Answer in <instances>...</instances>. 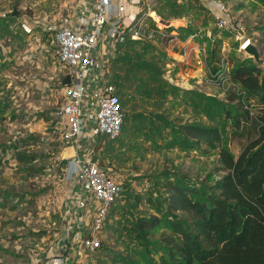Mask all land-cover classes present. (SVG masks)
<instances>
[{
    "label": "rangeland",
    "instance_id": "obj_1",
    "mask_svg": "<svg viewBox=\"0 0 264 264\" xmlns=\"http://www.w3.org/2000/svg\"><path fill=\"white\" fill-rule=\"evenodd\" d=\"M213 2L243 21L244 36L264 60V0H154L150 8L173 24L167 34L213 33L214 49L207 38L199 43L206 69L228 56L237 65L260 66L264 79V63L258 65L239 51L236 37L215 28ZM81 5V0H0V264H164L173 249L163 242L171 236L170 220L186 221L183 213L169 211L166 183L194 188L200 196L193 199L203 201L226 175L219 150L185 140L184 132L192 125L217 127L222 146L238 158L248 143L232 134L231 117L243 109L222 87L198 77L196 67L184 69L178 50L162 37L106 41L126 124L118 140L103 141L101 162L113 170L123 193L100 234L101 248L89 254L83 249L86 227L70 216L78 186L67 172L65 124L55 116L65 87L52 47L54 30L79 19ZM252 103L251 113H259L258 102ZM150 219L159 225L140 229Z\"/></svg>",
    "mask_w": 264,
    "mask_h": 264
},
{
    "label": "built area",
    "instance_id": "obj_2",
    "mask_svg": "<svg viewBox=\"0 0 264 264\" xmlns=\"http://www.w3.org/2000/svg\"><path fill=\"white\" fill-rule=\"evenodd\" d=\"M90 1L88 7L79 11L76 24L67 22L54 30L52 47L55 59L63 68L64 79H71L70 85L64 88V101L55 110L56 118L65 124L61 139L66 143L67 172L78 186V193L70 203V216L80 219L86 227L88 235L82 239L83 249L94 255L102 246L100 234L120 196L122 185L110 168L93 159V143L119 139L126 124L121 97L116 94V87L108 78L106 68L98 67L95 55L99 44L102 46L106 41L125 44L129 40L151 41L162 37L172 51L178 50L184 69L188 71L196 67L198 77L210 85L217 84L225 93L238 96L248 110L253 99L249 98L239 81L233 79V63L228 56H222L215 68L204 67V49L199 46L200 40L207 38L216 43V37L208 29L205 30L208 36L204 34V37L196 31L180 40L173 32L165 33L173 24L150 8L154 0ZM142 2L145 7H142ZM213 3L215 28L219 32H228L232 38L236 37L239 51L245 53V49L252 44L244 36L245 24L229 16L222 2ZM205 66H208L207 59ZM100 74L101 81L97 82L96 77ZM83 227L80 229L85 230Z\"/></svg>",
    "mask_w": 264,
    "mask_h": 264
},
{
    "label": "trees",
    "instance_id": "obj_3",
    "mask_svg": "<svg viewBox=\"0 0 264 264\" xmlns=\"http://www.w3.org/2000/svg\"><path fill=\"white\" fill-rule=\"evenodd\" d=\"M232 63L233 79L258 102L260 112L252 114L238 96L229 93V100L243 109H237L231 117L232 134L248 143L238 158L222 146V133L217 127H187L185 140L205 142L219 150L226 175L210 187L211 193L203 201L193 199L200 196L194 188L171 180L166 183L169 211L183 213L186 221L170 220L171 236L163 242L173 249L169 260L163 259L164 264H264V79L260 66ZM122 193L123 187L103 230ZM157 222L147 220L140 229L152 230Z\"/></svg>",
    "mask_w": 264,
    "mask_h": 264
},
{
    "label": "crops",
    "instance_id": "obj_4",
    "mask_svg": "<svg viewBox=\"0 0 264 264\" xmlns=\"http://www.w3.org/2000/svg\"><path fill=\"white\" fill-rule=\"evenodd\" d=\"M81 2H82V5H81V7L79 8V10H78V12L81 10V9H83L85 6H89L90 4H91V1L90 0H81ZM131 12L133 11V9H129ZM77 13V12H76ZM125 15H127V14H125ZM78 21V19L76 20H74V21H70V22H74V24H76V22ZM67 25V24H66ZM174 34H178V33H176V32H173ZM179 35V34H178ZM177 35V36H178ZM181 36V35H180ZM188 36V35H187ZM186 36V37H187ZM186 37H180L179 39L181 40H184ZM120 46H122V45H120ZM112 48V46H111V44H109V45H107V43L105 42L104 44H102V46H101V44H99L98 45V47L96 48V57H97V61H98V67H99V69H101V66H103V67H105L106 68V71H107V76H108V78L109 79H112V81H113V83H114V80H113V77H110V74H109V66H108V58H110L111 57V55H109L108 56V54H110V53H112L110 50H112L111 49ZM164 76V75H163ZM96 80H97V82L98 81H101V74L100 75H98L97 77H96ZM115 85V84H114ZM115 87H116V94H118V95H120L119 94V92L118 91H120V89L119 88H117V86L115 85ZM121 96V95H120ZM123 110H124V107H123ZM124 112H125V110H124ZM125 129H126V127H125ZM104 143H105V141H104ZM110 142H108L107 144H109ZM112 143V142H111ZM94 144V146H96V145H98V146H100V147H98L97 148V153H99L100 154V157L98 158V156H96V154L95 155H93V159H95L96 161H98L99 163H102L101 162V146L103 145V142H98V141H95V143H93ZM75 190H78V188H76ZM73 224H75V222L73 223ZM83 236H84V233H83ZM75 252L76 251H74V253L73 254H75ZM78 253V252H77ZM72 255V254H71ZM79 254H77V256H78ZM70 258H71V260H74V257H72V256H70Z\"/></svg>",
    "mask_w": 264,
    "mask_h": 264
},
{
    "label": "water",
    "instance_id": "obj_5",
    "mask_svg": "<svg viewBox=\"0 0 264 264\" xmlns=\"http://www.w3.org/2000/svg\"><path fill=\"white\" fill-rule=\"evenodd\" d=\"M12 16L18 17L19 14L17 12L13 13ZM245 53L247 56L251 57L254 59V61L258 64V65H262L264 63V60L261 58V54H260V50L258 48V46H256L255 44H250L246 49H245ZM71 83V79L70 77H66L63 80V86H68Z\"/></svg>",
    "mask_w": 264,
    "mask_h": 264
}]
</instances>
